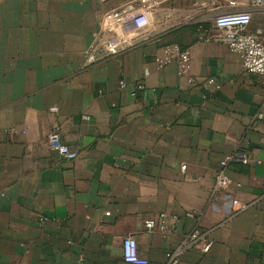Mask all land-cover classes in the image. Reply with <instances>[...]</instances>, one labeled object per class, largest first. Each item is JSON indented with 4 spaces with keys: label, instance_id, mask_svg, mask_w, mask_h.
Segmentation results:
<instances>
[{
    "label": "crops",
    "instance_id": "1",
    "mask_svg": "<svg viewBox=\"0 0 264 264\" xmlns=\"http://www.w3.org/2000/svg\"><path fill=\"white\" fill-rule=\"evenodd\" d=\"M230 1L151 0L134 47L88 61L123 33L107 13L126 0H0V264H134L127 235L147 264H169L196 228L213 245L178 264H264V76L211 39L218 13L251 8ZM263 23L256 11L249 29ZM169 43L191 50L187 75L158 68ZM54 128L75 159L49 148ZM236 151L251 161L229 162L216 189Z\"/></svg>",
    "mask_w": 264,
    "mask_h": 264
},
{
    "label": "built area",
    "instance_id": "2",
    "mask_svg": "<svg viewBox=\"0 0 264 264\" xmlns=\"http://www.w3.org/2000/svg\"><path fill=\"white\" fill-rule=\"evenodd\" d=\"M134 1L136 0H126L127 6L125 8L107 13L108 16L114 18L118 28L123 33L119 35L110 34L94 43L89 48L88 61H96L100 58L114 55L122 50L134 47L138 43L129 33L142 32L150 26L151 6L153 3L151 0H137V3L134 4ZM247 1L251 8L243 7L224 11L214 17L216 30L211 35V39L226 44L232 52L238 54L242 59L245 70L264 76V23L262 26L257 27L255 31L249 29L256 11L261 12L264 17V0ZM229 4L237 5V1L231 0ZM99 13L105 14L106 12L100 11ZM154 59L158 68L175 62L181 75H187L191 69V50L189 48H182L177 43L164 45L161 52ZM189 81L194 82V79L190 77ZM209 81H213V79L211 78ZM125 85L126 81L121 80V86ZM258 115L262 116L261 113ZM47 139L49 148L58 152L64 158L75 159L78 156V151L62 140L58 128L52 129L48 133ZM231 161L248 163L251 159L249 154L243 151H236L231 155L225 156L221 161L222 168L216 175V189H225L231 183V178L226 168ZM182 167L185 168L186 164H182ZM235 203L240 204V209H245L248 206V204L240 203L238 200H235ZM160 216V227L166 231V217L168 215L166 212H163ZM145 223L149 229L158 225L157 220L154 218L147 219ZM212 245L213 240H203L201 230L196 228L188 234L175 250L167 253L169 264H178L179 255L186 247L201 246L203 251H208ZM122 256L129 263L147 264L149 262L147 258L140 255L138 241L134 235H127L123 239ZM66 264H83V262L82 260H75L69 261Z\"/></svg>",
    "mask_w": 264,
    "mask_h": 264
}]
</instances>
